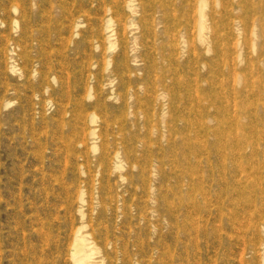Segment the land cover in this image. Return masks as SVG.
Here are the masks:
<instances>
[{
    "label": "rangeland",
    "instance_id": "374dc122",
    "mask_svg": "<svg viewBox=\"0 0 264 264\" xmlns=\"http://www.w3.org/2000/svg\"><path fill=\"white\" fill-rule=\"evenodd\" d=\"M201 1L0 0V264H264V0Z\"/></svg>",
    "mask_w": 264,
    "mask_h": 264
},
{
    "label": "bare ground",
    "instance_id": "6f19581e",
    "mask_svg": "<svg viewBox=\"0 0 264 264\" xmlns=\"http://www.w3.org/2000/svg\"><path fill=\"white\" fill-rule=\"evenodd\" d=\"M205 0L201 1L200 4L204 5ZM83 240L82 239H77L75 240L71 245V256L73 258V264H93L90 261V257H91V251L89 252V254L84 253L81 254L80 253V248L82 246ZM92 250V248H90Z\"/></svg>",
    "mask_w": 264,
    "mask_h": 264
}]
</instances>
